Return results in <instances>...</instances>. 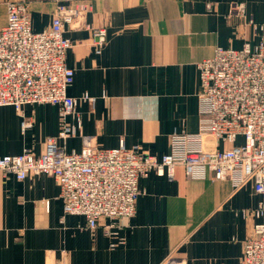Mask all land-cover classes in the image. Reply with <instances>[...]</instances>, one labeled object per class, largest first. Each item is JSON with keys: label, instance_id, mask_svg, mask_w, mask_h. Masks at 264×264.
Here are the masks:
<instances>
[{"label": "crops", "instance_id": "1", "mask_svg": "<svg viewBox=\"0 0 264 264\" xmlns=\"http://www.w3.org/2000/svg\"><path fill=\"white\" fill-rule=\"evenodd\" d=\"M9 1L21 0H0V28ZM22 1L40 32L57 3L77 0ZM85 1V22L104 27L107 43L96 53L90 30L66 33L74 42L66 61L75 71L68 94L96 98L79 107L82 128L68 139V152L80 151L83 136H91L103 148L125 143L162 157L173 131H198V63L216 47L254 48L264 37V0ZM27 117L32 125L23 130ZM59 127L58 105L0 106V156L25 149L38 155ZM139 188L131 220L113 225L102 218L91 229L84 216L64 214L54 177L18 180L0 172V264H160L171 255L188 264H241L253 223L244 211L261 198L252 182L235 189L229 181L190 179L177 166L174 179L152 172Z\"/></svg>", "mask_w": 264, "mask_h": 264}, {"label": "built area", "instance_id": "2", "mask_svg": "<svg viewBox=\"0 0 264 264\" xmlns=\"http://www.w3.org/2000/svg\"><path fill=\"white\" fill-rule=\"evenodd\" d=\"M89 10L85 0L57 3L51 24L35 32L29 3H7L6 23L0 28V106L21 111L26 104L58 105L60 127L56 136L46 138L38 155L25 149L0 156V172L18 180L42 173L54 177L64 214L84 216L91 229L102 218L113 225L131 220L137 213L139 180L152 172L174 179L176 167L182 166L190 179L229 181L235 189L252 182L261 198L257 207L244 211L253 223L241 264H264V37L254 48L249 43L240 49L216 47L198 63V131H173L170 150L162 157L125 143L103 148L91 136H83L80 151L68 152V139L82 128L79 107L94 105L96 98L68 94L75 71L66 61L74 45L66 33L69 28L90 30L96 53L107 43L104 27L85 22ZM31 125L30 117L22 121L23 130ZM240 136L243 142L237 144ZM209 140H214L211 147ZM160 264L188 263L171 255Z\"/></svg>", "mask_w": 264, "mask_h": 264}, {"label": "rangeland", "instance_id": "3", "mask_svg": "<svg viewBox=\"0 0 264 264\" xmlns=\"http://www.w3.org/2000/svg\"><path fill=\"white\" fill-rule=\"evenodd\" d=\"M206 59V58H205Z\"/></svg>", "mask_w": 264, "mask_h": 264}]
</instances>
